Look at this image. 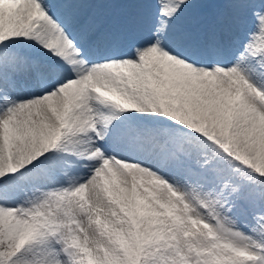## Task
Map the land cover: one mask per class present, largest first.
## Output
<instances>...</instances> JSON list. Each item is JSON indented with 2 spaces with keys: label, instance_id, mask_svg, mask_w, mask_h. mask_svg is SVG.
Here are the masks:
<instances>
[{
  "label": "snow or ice",
  "instance_id": "snow-or-ice-1",
  "mask_svg": "<svg viewBox=\"0 0 264 264\" xmlns=\"http://www.w3.org/2000/svg\"><path fill=\"white\" fill-rule=\"evenodd\" d=\"M0 264H264V0H0Z\"/></svg>",
  "mask_w": 264,
  "mask_h": 264
}]
</instances>
